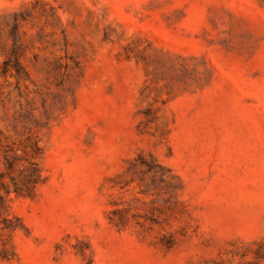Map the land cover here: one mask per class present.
I'll list each match as a JSON object with an SVG mask.
<instances>
[{"label":"rangeland","instance_id":"obj_1","mask_svg":"<svg viewBox=\"0 0 264 264\" xmlns=\"http://www.w3.org/2000/svg\"><path fill=\"white\" fill-rule=\"evenodd\" d=\"M0 264H264V0H0Z\"/></svg>","mask_w":264,"mask_h":264}]
</instances>
